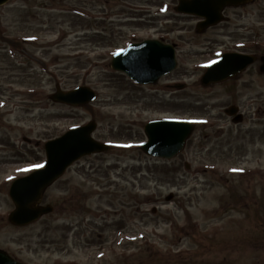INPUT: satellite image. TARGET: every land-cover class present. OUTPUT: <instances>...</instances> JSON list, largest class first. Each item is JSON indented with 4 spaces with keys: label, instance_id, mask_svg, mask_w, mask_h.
<instances>
[{
    "label": "rangeland",
    "instance_id": "rangeland-1",
    "mask_svg": "<svg viewBox=\"0 0 264 264\" xmlns=\"http://www.w3.org/2000/svg\"><path fill=\"white\" fill-rule=\"evenodd\" d=\"M178 1L0 7V249L26 264H264V0L226 10L205 34L196 17L175 11ZM151 37L177 45L175 72L142 87L111 69L117 52ZM242 47L254 64L204 88L207 66ZM173 83L187 88H167ZM58 86L90 87L97 100L53 103ZM234 104L240 125L225 113ZM159 119L197 125L174 159L140 149L145 124ZM93 120L94 138L112 150L82 158L47 190L41 204L54 213L12 226V182L45 165V142Z\"/></svg>",
    "mask_w": 264,
    "mask_h": 264
},
{
    "label": "water",
    "instance_id": "water-1",
    "mask_svg": "<svg viewBox=\"0 0 264 264\" xmlns=\"http://www.w3.org/2000/svg\"><path fill=\"white\" fill-rule=\"evenodd\" d=\"M9 1L0 0V7ZM252 1L254 0H181L177 10L203 18L204 22L199 24V30L202 31L222 22V13L226 7H239ZM255 61L256 58L252 56L226 54L220 62L208 68L202 83L208 86L236 77ZM262 62L264 63V58ZM111 66L138 84H156L163 76L177 68L176 51L173 46L161 41L147 40L131 44L127 49L115 54ZM261 71L264 72V64ZM178 87L181 89L183 86ZM50 99L55 103L80 107L93 102L96 93L88 87H80L70 92H63L58 88ZM237 110L232 107L226 113L233 116ZM241 121V115L234 119L235 123ZM96 128V122L92 121L45 144L47 156L45 167L16 180L11 186L10 197L15 205V210L9 216L11 224L17 227L28 226L52 213L54 210L52 206L41 205L46 190L81 158L110 150L109 146L93 138ZM194 129V125L187 122H150L145 126L148 142L141 146V150L152 157L174 159L184 150ZM172 198L170 196L168 200ZM0 264L22 263L15 261L7 252L0 249Z\"/></svg>",
    "mask_w": 264,
    "mask_h": 264
},
{
    "label": "flooded vegetation",
    "instance_id": "flooded-vegetation-1",
    "mask_svg": "<svg viewBox=\"0 0 264 264\" xmlns=\"http://www.w3.org/2000/svg\"><path fill=\"white\" fill-rule=\"evenodd\" d=\"M178 2H179V1H178ZM255 3H256V1H255ZM245 8H246V7H243V8H241V9H245ZM227 10H228V9H227ZM231 10H232V9H231ZM212 28H215V27H212ZM212 28H210V29H212ZM210 29L202 30L201 33H202V34H205V33H207ZM196 30L198 31L197 26H196ZM161 40L165 41L166 39L161 37ZM259 50H260V47H257L256 50H255V52H256V51L258 52ZM232 52H240V53H243V54H244V53H246V54H247V53H251L250 51H247L246 48H244V47L238 49L237 51H232ZM262 56H263V55H262ZM228 82H229V81H228ZM167 87L170 88L171 86L168 85ZM258 132L260 133V140H263V138H264V130H261V129L259 130V129H258ZM251 138H252V135H251ZM250 141H251V140H250ZM262 144H263L262 149H264V140H263V143H262ZM262 192H264V190H262ZM263 198H264V193H263ZM263 207H264V206H263Z\"/></svg>",
    "mask_w": 264,
    "mask_h": 264
},
{
    "label": "snow or ice",
    "instance_id": "snow-or-ice-1",
    "mask_svg": "<svg viewBox=\"0 0 264 264\" xmlns=\"http://www.w3.org/2000/svg\"><path fill=\"white\" fill-rule=\"evenodd\" d=\"M34 167H40V165H36V166H34Z\"/></svg>",
    "mask_w": 264,
    "mask_h": 264
}]
</instances>
